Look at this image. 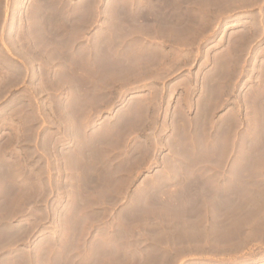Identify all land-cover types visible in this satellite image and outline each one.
Listing matches in <instances>:
<instances>
[{
    "label": "rangeland",
    "instance_id": "rangeland-1",
    "mask_svg": "<svg viewBox=\"0 0 264 264\" xmlns=\"http://www.w3.org/2000/svg\"><path fill=\"white\" fill-rule=\"evenodd\" d=\"M0 264H264V0H0Z\"/></svg>",
    "mask_w": 264,
    "mask_h": 264
},
{
    "label": "bare ground",
    "instance_id": "bare-ground-1",
    "mask_svg": "<svg viewBox=\"0 0 264 264\" xmlns=\"http://www.w3.org/2000/svg\"><path fill=\"white\" fill-rule=\"evenodd\" d=\"M214 1V0H213ZM217 1V0H216ZM158 13V12H157ZM164 14V13H163ZM135 15V14H134ZM142 16V15H141ZM155 16V15H154ZM143 17V16H142ZM157 17H159V16H157ZM129 18L131 19V16H129ZM128 18V16H126V19H129ZM132 18H133V16H132ZM141 18V17H140ZM154 18V17H153ZM129 19V20H130ZM139 19V18H138ZM161 19V18H160ZM163 19V18H162ZM132 20V19H131ZM155 20V19H154ZM159 20V19H158ZM156 21V20H155ZM165 21V20H164ZM153 22V21H152ZM161 22V21H160ZM172 23V22H171ZM154 24V23H153ZM155 25V24H154ZM161 25H162V23H161ZM165 25V23L163 22V25L162 26H164ZM156 26V25H155ZM153 27V26H152ZM166 27H167V25H166ZM155 33V32H154ZM177 36L178 35H180L179 33H177L176 34ZM175 37V36H174ZM179 37V36H178ZM207 109V108H206ZM184 124H186V123H184ZM233 127V126H232ZM186 130V129H185ZM209 134V133H208ZM181 135V134H180ZM187 139H188V137H187ZM206 139V138H205ZM207 140V139H206ZM209 141V140H208ZM186 142V141H185ZM189 143V142H188ZM205 146V145H204ZM207 146V145H206ZM208 148V147H207ZM206 150V149H205ZM211 150V149H210ZM228 150V149H227ZM210 153V152H209ZM222 153V152H221ZM233 161V160H232ZM237 168V167H236ZM234 170V169H233ZM236 171H238V170H236ZM236 171H235V173H236ZM238 173H239V171H238ZM241 174V173H240ZM239 174H237L236 176H238ZM239 177V176H238ZM234 182V181H233ZM236 182V181H235ZM239 185H241V184H239ZM236 187H238L237 185H236ZM235 188V187H234ZM237 190V189H236ZM234 192V191H233ZM237 193V192H236ZM223 194V193H222ZM237 197H239V196H237ZM216 198V197H215ZM219 199H220V196L218 197ZM217 199V198H216ZM232 199V198H231ZM238 199V198H237ZM222 200V199H221ZM227 201V200H226ZM234 201V200H233ZM236 201V200H235ZM221 206H222V204H221ZM234 206V205H233Z\"/></svg>",
    "mask_w": 264,
    "mask_h": 264
}]
</instances>
